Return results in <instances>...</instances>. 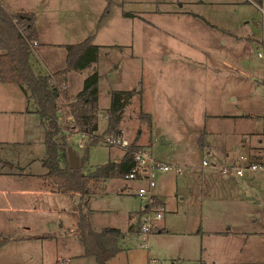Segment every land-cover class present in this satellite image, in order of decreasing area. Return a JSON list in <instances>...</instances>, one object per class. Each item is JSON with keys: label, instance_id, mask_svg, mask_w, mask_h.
<instances>
[{"label": "rangeland", "instance_id": "rangeland-1", "mask_svg": "<svg viewBox=\"0 0 264 264\" xmlns=\"http://www.w3.org/2000/svg\"><path fill=\"white\" fill-rule=\"evenodd\" d=\"M7 1L15 9H34L42 33L35 49H44L41 56L52 69L64 66L66 44L93 34L98 45L94 58L85 67L67 73L66 91L73 96L85 77L98 74L99 131L95 133L102 135L105 129L110 91L135 87L141 92L131 97L120 122L122 134L130 142L139 129L149 127L150 114L144 112L148 110L161 127L177 137L187 135L183 139L197 146L193 149L191 144L188 154L168 158L173 159L168 162L172 166H181L180 173L174 167L155 173L151 192L165 202H160L165 209L156 222L165 228H152L148 247L139 245L135 232L139 210L145 204L137 186L123 193L120 185L124 179L109 178L90 202L80 201L85 211L88 204L98 210L97 225L117 226L124 232L120 251L106 264H264V165L253 169L236 160L243 154L264 163V47L263 56L258 57L256 44L234 36L264 40V13L259 5L252 0ZM163 10H193L214 27H203L192 15L159 12ZM58 121L62 126L60 138L69 133L64 150L71 146L78 156H85L87 136L73 126L66 113H59ZM164 121L168 125H163ZM42 124L26 125L28 135L18 136L20 140L0 142V157L10 163L13 159L31 161L27 171L42 168ZM200 137L209 148L202 149ZM171 148L177 151L178 143L161 140L160 155L166 158ZM121 153L122 148L98 140L88 146L85 164L94 167L109 158H119ZM252 154L257 158L252 159ZM203 159L206 165H202ZM222 166L229 167L227 174L221 171ZM241 166L242 174H237ZM0 167L9 166L2 163ZM13 172L10 177L0 176V190L30 182L36 186V180L20 175L17 166ZM3 192L0 264H60L64 259V264H95L93 256L80 255L75 234L79 201L73 194L44 197ZM36 204L53 210H33ZM224 223L242 232L228 237L200 232L202 227L216 229ZM28 235L44 236L16 238Z\"/></svg>", "mask_w": 264, "mask_h": 264}, {"label": "trees", "instance_id": "trees-1", "mask_svg": "<svg viewBox=\"0 0 264 264\" xmlns=\"http://www.w3.org/2000/svg\"><path fill=\"white\" fill-rule=\"evenodd\" d=\"M264 9V0H252ZM103 15V14H102ZM39 32L35 25V14L28 11L8 12L0 3V81L16 83L24 92L26 110L37 112L45 126V154L41 161L46 168L42 174L44 182L55 186L62 192L85 194L103 188V181L111 177L123 178L134 162V151L140 146L135 137L122 149L118 159L109 158L106 162L90 169L61 165L60 152L66 142L58 139L62 129L58 114L71 116L73 126L88 134V146L97 143L104 134L121 132L120 122L125 106L131 97L141 89H115L110 91V104L105 110L106 125L102 135H98L97 82L98 74L90 73L84 79L82 88L73 96L66 91L67 72L85 67L93 58L98 45L93 42V34L74 43L66 44L65 64L50 74L36 73L29 61L31 45L37 40ZM63 96L60 99L59 96ZM30 105V106H29ZM200 145H203L200 137ZM252 154V159L257 158ZM154 202L160 201L154 196ZM143 208L141 212L144 210ZM78 219L75 234L80 246V255L93 256L95 264H106L121 249L120 242L124 232L115 226H99L92 217L91 210L85 211L78 205Z\"/></svg>", "mask_w": 264, "mask_h": 264}, {"label": "crops", "instance_id": "crops-1", "mask_svg": "<svg viewBox=\"0 0 264 264\" xmlns=\"http://www.w3.org/2000/svg\"><path fill=\"white\" fill-rule=\"evenodd\" d=\"M0 3L3 5V7L8 12L28 11V12H33L35 14V12L33 11L34 9H31V10L15 9L13 7V5H11V3L9 1H7V0H0ZM255 5H257V4L255 3ZM258 8L264 13V9L262 7L258 6ZM159 12H161V13L162 12L177 13L179 15H185V14L192 15L195 18H198V19H200L202 21V23L204 25L203 27H205V28L209 27V26L210 27H214L212 25L213 23H211L204 16L200 15L199 13H197L196 11H193V10H187V11L186 10H184V11H180V10H177V11L176 10H163V11H159ZM35 25H36V28H37V30L39 32V37L36 40V43H32V45H31V53H30V56H29V61H30L31 65H32V68L34 69V71L36 73H40V74H44V75L45 74H50V73H52L53 71H55L57 69H52L51 67H49L48 64H47V61L41 56V53L44 51V49H40L39 51H37L35 49V46H37L40 43V37L42 35V33L40 32V27L37 24L36 15H35ZM234 36L236 38L237 37H245L248 40H250L253 44H256V47H258L257 51L261 52L260 56H258L257 54L256 55L258 57H262L263 56V52H262L261 47L262 46L264 47V40H260V39L254 38V37H252L250 35H243L242 36V35H237L236 34ZM251 49H249V50H251ZM250 53H251V51H250ZM58 69H60V68H58ZM65 86L68 87L67 81L65 83ZM26 105H28V104L26 103L25 94L22 91V89L16 83H9V82H1L0 81V142H2V141L6 142V141H11V140H20L18 136H27L28 135V133L25 130V126L26 125L27 126H31V124H34L35 122L43 123L41 121L40 115L37 112H35L33 109L26 110ZM141 107H142V105H141ZM144 112L150 114L151 123H149V127H147V129L141 128V130L139 129L137 131V134L134 136V138L137 136L136 138H137V142L138 143L146 144L147 146H145V145L144 146L150 148L151 151L154 150V152L156 153V156H157L158 154L160 155L159 144H160L161 140H164L165 144L167 143V141L169 143H170V141H171V143L177 142L178 145H179V149L176 151V150H172V148H171V150H169L170 154L167 153L166 154V158H164L165 156H161V155L160 156L162 158H157L158 156L157 157L154 156L155 158H157V159H159V160H161L163 162H166V163L173 162L172 161L173 159L172 160L168 159L170 157L171 158L174 157V156L175 157H179V156L186 155V154L189 153V151H190L189 147L191 146V144L193 142L188 141L187 139H183V137H187V135L180 134L178 137L174 136L173 133H171V131H169L165 126L161 127V125H159L156 122L155 116L150 111L144 110ZM205 116H208V114H205ZM105 121H106V119H105ZM122 122H123V119H122ZM156 125H157V128L153 129V126H156ZM163 125H168V124L164 121ZM176 130L179 131V130H181V128L180 129H176ZM96 131H99V129H97ZM73 132H76V131L74 130ZM67 134H69V133L66 132L64 135H61V138H60V136L58 134V138H60V139L63 138L64 141H65V138L68 136ZM160 135H163V139L160 138ZM172 137L175 138L174 141H172L173 140ZM244 139H246V138L244 137ZM258 141H259V144L262 143L261 137H259ZM199 143H200V141H199ZM201 146H202V149L209 148L210 144L206 143L205 140H204L203 141V145H201ZM236 146L237 145L234 143L233 144V148L235 149ZM256 146L257 145H253V147H256ZM67 147L65 148V150L62 149V151L60 152V163H61V165H64V166L66 165V166L69 167ZM192 147H193V149L197 148V146L195 147V146H193V144H192ZM199 147H200V145H199ZM78 158L83 161L81 166H79V168H81L83 170L93 168V167H89V166H87L85 164L86 163V159L84 158V156L83 157L78 156ZM113 159L116 160L118 158H113ZM2 163L7 164L9 167H8V169H4V168L0 167V176L10 177V176L14 175L13 167L17 166L19 168L20 175H22L23 177H25L27 179L36 180V182H35L36 186L34 185L35 186L34 187L33 184L31 185V182H30V183L25 184L22 187L11 188L9 190L2 189L0 191H4V192L8 191V192H11V193H18V194H25V195H35V196L44 195V197H47V196L51 197V195H53L55 193H66V194H73L78 199L79 202L83 201V200H85L87 202H90L92 200V198L95 197V195L97 193V190H96L94 192H91V193H88V194H85V195L81 196V195H79L76 192H62V191L58 190L55 186L44 182V180L42 178V174H44L46 172V168L43 166L42 161H41L42 168H40L38 171H27V166L31 163V161H22V162H20V160H18V159H13V161H11V163H10V160H4V159H2L0 157V165ZM176 164H179V163H176ZM85 166H87V167H85ZM187 167L189 168L191 166L187 165ZM176 173H178V172H176ZM19 177H21V176H19ZM111 178H115V177H111ZM108 179L109 178H107V179H105L103 181V183H102L103 184V188L105 187L104 185H106ZM123 179H124V180H122L123 183L120 185L121 192H123V193H129L128 192L129 190H133V189L136 188V186L138 187V185H140V181H138V180H131V179H125V178H123ZM156 198L161 203H163V204L165 203L157 195H156ZM79 202H78V204H79ZM88 205H89V208L87 210H91L93 220L96 223L95 214H96V211H98V210L95 209V208H91L90 204H88ZM144 205L141 206V208L139 210V213L142 210V208L144 207ZM17 208L18 209H22L23 207H17ZM31 208L33 210L40 211V212L41 211L47 212V210H49V211L53 210L52 207H42L41 205H38V204L33 205ZM138 216H139V214H138ZM138 216H137V218H138ZM60 224H61V226H63V228L67 227L66 224H64L62 222ZM225 224L226 223H224L223 227H218V228L216 227V229H207V228L202 227L200 232L202 234H204L206 232H208V233H213L214 232V233H217V234H219V235H221L223 237L233 236L236 233L242 232V231H240V228L231 229V227H230L231 225H226L225 226ZM161 226H163V225H161ZM115 227H117V226H115ZM118 228H120V227H118ZM155 228L158 229V231H160L161 228H165V227H159L158 223L156 222ZM135 232H137V231H135ZM197 232H199V229H198ZM249 232L252 233V234L253 233H261V231H249ZM150 233H153V230ZM43 236L44 235H28V236L16 237V238H19V239H30L31 237L40 238V237H43ZM64 244H66V242ZM59 262H60V264L61 263L64 264L66 262V259H64V261H60L59 260ZM56 264H58V263L56 262Z\"/></svg>", "mask_w": 264, "mask_h": 264}, {"label": "built area", "instance_id": "built-area-1", "mask_svg": "<svg viewBox=\"0 0 264 264\" xmlns=\"http://www.w3.org/2000/svg\"><path fill=\"white\" fill-rule=\"evenodd\" d=\"M33 43H36L34 40ZM257 55L260 56L261 52L257 51ZM61 98V95L59 96ZM106 117V114H104ZM69 119L71 116H69ZM72 120V118H71ZM84 136H87L89 140L88 134L82 132ZM105 144L117 146L119 148H126L130 141L122 134V131L118 134H104L100 138ZM81 144V141H79ZM237 161H243L245 166H249L251 168H257L258 166L264 165V163L255 162L254 160H250L248 157L246 158L245 155L241 154ZM202 164L206 165L207 161L205 159L202 160ZM169 163L163 162L157 158H155L148 148L144 146H139L134 151V162L131 168L124 174L125 179L131 180H138L140 181V185L137 187V194L145 199V208L141 213L138 221V238H139V245L141 247H148V236L151 232L152 228L156 226V221L161 218L162 211L164 210L163 205L160 203L159 205L155 206L152 203L154 202L153 197L154 195L151 192L152 187L155 185V173L157 171H165L168 169L173 168ZM181 166L174 167V170L178 173L181 172ZM243 167L241 166L237 168L236 173L242 174ZM221 171L224 174L229 172L228 166H222ZM153 261V259H152Z\"/></svg>", "mask_w": 264, "mask_h": 264}, {"label": "water", "instance_id": "water-1", "mask_svg": "<svg viewBox=\"0 0 264 264\" xmlns=\"http://www.w3.org/2000/svg\"><path fill=\"white\" fill-rule=\"evenodd\" d=\"M67 154H68V162L69 167L72 169L79 168L82 164V160L78 158V156L72 151L71 146L67 147Z\"/></svg>", "mask_w": 264, "mask_h": 264}]
</instances>
